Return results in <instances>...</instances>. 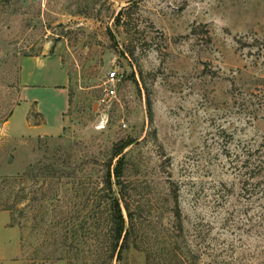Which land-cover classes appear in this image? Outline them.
I'll use <instances>...</instances> for the list:
<instances>
[{
  "label": "rangeland",
  "instance_id": "1",
  "mask_svg": "<svg viewBox=\"0 0 264 264\" xmlns=\"http://www.w3.org/2000/svg\"><path fill=\"white\" fill-rule=\"evenodd\" d=\"M54 52L70 108L60 134L31 136L56 131L63 96L48 60L26 91L46 124L28 127L22 59ZM261 138L264 0H0V264H264V211L234 158ZM123 143L113 187L130 237L109 259L106 174Z\"/></svg>",
  "mask_w": 264,
  "mask_h": 264
},
{
  "label": "trees",
  "instance_id": "2",
  "mask_svg": "<svg viewBox=\"0 0 264 264\" xmlns=\"http://www.w3.org/2000/svg\"><path fill=\"white\" fill-rule=\"evenodd\" d=\"M121 14L122 12L119 13V16H121ZM127 145L128 143H123L114 147L112 160L117 158V162L113 168L111 163L109 164L106 174V185L111 193L109 202V217L107 222L108 234L106 238L109 245V252L106 256L109 259H112L115 256L117 259H120L123 249L126 245H129L130 230L128 227V220L119 197L114 195L115 190L113 187V179L116 178L119 180L122 176L124 158L121 153ZM234 158L236 168L240 172L247 175V179L244 180V185H246L249 190V196H251L253 203H256L258 207L264 211V138H261L260 140L254 139L246 143L240 142L237 146L236 152L234 153ZM10 180L11 179L8 177L3 178L1 183L6 185ZM175 199V217L179 224V228H182V215L177 195L175 196ZM7 209L11 208L7 206ZM19 224L22 229L26 225L25 222H20ZM100 256H103V254ZM50 258L61 259L64 258V255H50L49 257H44L43 261L50 260Z\"/></svg>",
  "mask_w": 264,
  "mask_h": 264
},
{
  "label": "crops",
  "instance_id": "3",
  "mask_svg": "<svg viewBox=\"0 0 264 264\" xmlns=\"http://www.w3.org/2000/svg\"><path fill=\"white\" fill-rule=\"evenodd\" d=\"M48 60H53L51 63L52 66L56 71H58L60 74V81L55 82L53 86H55L60 94L63 96V103L60 107V105L56 104L55 109H57L58 113H60V123L56 125V131L54 133H46V131H38V132H33L29 133L31 136H54L57 134H60L65 125V116L66 113L68 112L70 108V90H69V84H70V76L68 74V71L64 68L62 65L61 58L56 52L54 53H49V54H39V55H34V56H27L22 59V67H21V92H20V97L19 101L16 105V107H20L23 104H26L27 102V108H26V117H27V122L26 125L30 127L31 129H41L42 127L45 126L46 121L45 117L43 115L44 110L42 108V102L44 99L38 97V96H31L30 94L26 93V91H29L30 87H36V85H40V83L32 82V78H39V76L44 72L43 68L46 66V63L49 62ZM49 71V70H45ZM42 72V73H41ZM47 73V72H46ZM23 92V93H22ZM33 105V106H32ZM32 106V107H31ZM35 107V111L38 115V121L35 124L30 121V113L31 110ZM8 119L6 123H8Z\"/></svg>",
  "mask_w": 264,
  "mask_h": 264
},
{
  "label": "built area",
  "instance_id": "4",
  "mask_svg": "<svg viewBox=\"0 0 264 264\" xmlns=\"http://www.w3.org/2000/svg\"><path fill=\"white\" fill-rule=\"evenodd\" d=\"M119 81L117 69H112L106 74V87L104 94L101 97L102 102H106L110 98H114L117 94V82Z\"/></svg>",
  "mask_w": 264,
  "mask_h": 264
}]
</instances>
